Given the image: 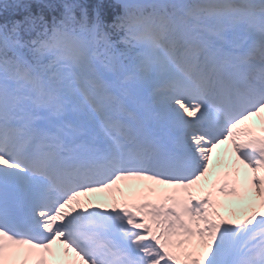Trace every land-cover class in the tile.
I'll return each mask as SVG.
<instances>
[{"label":"snow or ice","instance_id":"obj_1","mask_svg":"<svg viewBox=\"0 0 264 264\" xmlns=\"http://www.w3.org/2000/svg\"><path fill=\"white\" fill-rule=\"evenodd\" d=\"M0 264H264V0H0Z\"/></svg>","mask_w":264,"mask_h":264},{"label":"bare ground","instance_id":"obj_2","mask_svg":"<svg viewBox=\"0 0 264 264\" xmlns=\"http://www.w3.org/2000/svg\"><path fill=\"white\" fill-rule=\"evenodd\" d=\"M246 172V170H244ZM125 183H144V182H121V184L119 185V187L123 188ZM107 193H97V194H94V196L92 197V194H90L91 196V201L93 203H96V202H101V203H107Z\"/></svg>","mask_w":264,"mask_h":264},{"label":"rangeland","instance_id":"obj_3","mask_svg":"<svg viewBox=\"0 0 264 264\" xmlns=\"http://www.w3.org/2000/svg\"><path fill=\"white\" fill-rule=\"evenodd\" d=\"M237 215H239V213L237 212Z\"/></svg>","mask_w":264,"mask_h":264}]
</instances>
